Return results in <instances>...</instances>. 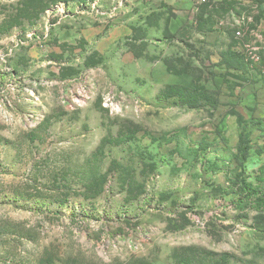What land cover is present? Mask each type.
Returning <instances> with one entry per match:
<instances>
[{
  "label": "rangeland",
  "instance_id": "rangeland-1",
  "mask_svg": "<svg viewBox=\"0 0 264 264\" xmlns=\"http://www.w3.org/2000/svg\"><path fill=\"white\" fill-rule=\"evenodd\" d=\"M243 14L264 30V0H0V264H264Z\"/></svg>",
  "mask_w": 264,
  "mask_h": 264
},
{
  "label": "built area",
  "instance_id": "built-area-1",
  "mask_svg": "<svg viewBox=\"0 0 264 264\" xmlns=\"http://www.w3.org/2000/svg\"><path fill=\"white\" fill-rule=\"evenodd\" d=\"M208 0H204L207 2ZM254 22L252 16L236 15L233 17V26L237 29L235 31L236 39H239L241 42L239 50L242 52L247 60L253 64L263 63L264 59L262 58L261 51L264 47H261L259 42L263 37L260 29L257 26L251 27V24ZM249 36L253 40L247 41L245 38Z\"/></svg>",
  "mask_w": 264,
  "mask_h": 264
},
{
  "label": "trees",
  "instance_id": "trees-1",
  "mask_svg": "<svg viewBox=\"0 0 264 264\" xmlns=\"http://www.w3.org/2000/svg\"><path fill=\"white\" fill-rule=\"evenodd\" d=\"M218 105V102L215 104V106H217ZM244 143V142H243ZM242 150H243V152L245 153V154H247V147L245 146H243V144H242ZM239 207H242L243 205H244V202H243V200L242 201H239Z\"/></svg>",
  "mask_w": 264,
  "mask_h": 264
},
{
  "label": "crops",
  "instance_id": "crops-1",
  "mask_svg": "<svg viewBox=\"0 0 264 264\" xmlns=\"http://www.w3.org/2000/svg\"><path fill=\"white\" fill-rule=\"evenodd\" d=\"M258 28L260 29V32L263 33V29L260 27V25L258 26Z\"/></svg>",
  "mask_w": 264,
  "mask_h": 264
}]
</instances>
